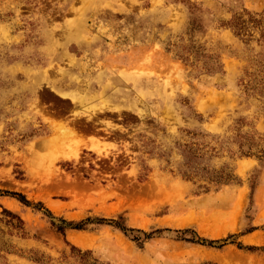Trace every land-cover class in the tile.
<instances>
[{
	"label": "rangeland",
	"instance_id": "rangeland-1",
	"mask_svg": "<svg viewBox=\"0 0 264 264\" xmlns=\"http://www.w3.org/2000/svg\"><path fill=\"white\" fill-rule=\"evenodd\" d=\"M0 264H264V0H0Z\"/></svg>",
	"mask_w": 264,
	"mask_h": 264
},
{
	"label": "bare ground",
	"instance_id": "bare-ground-1",
	"mask_svg": "<svg viewBox=\"0 0 264 264\" xmlns=\"http://www.w3.org/2000/svg\"><path fill=\"white\" fill-rule=\"evenodd\" d=\"M80 101L83 103L84 102V98L83 97H80ZM80 102V103H81ZM92 113V112H91ZM54 129L56 130V131H58L57 132V134L56 135H53L51 138H49L50 139V143L52 144V143H57V140H58V138H62V139H64L63 137H64V135H66L67 133H72L73 135L76 133V130H78V128L75 126V125H71V124H69V123H67V122H61V123H58V124H55L54 126ZM76 129V130H75ZM71 134V135H72ZM48 142V141H47ZM81 144H87V142L84 140V141H82V142H80V143H77L72 149H70V151H71V153H73V154H78L79 152H80V150L82 149L81 147ZM97 144H99L98 143V141L95 139L93 142H92V144H91V147H96L97 146ZM64 150V149H63ZM64 151H66V150H64ZM63 153V152H62ZM52 206V205H51ZM257 236V235H256ZM79 241V240H78Z\"/></svg>",
	"mask_w": 264,
	"mask_h": 264
},
{
	"label": "trees",
	"instance_id": "trees-1",
	"mask_svg": "<svg viewBox=\"0 0 264 264\" xmlns=\"http://www.w3.org/2000/svg\"><path fill=\"white\" fill-rule=\"evenodd\" d=\"M24 198V200L26 201L27 199L25 198V197H23ZM11 212V211H10ZM19 218V217H18ZM21 220V219H20ZM63 221L64 222H67V221H65V219H63ZM54 224H56L55 222H53ZM68 224H70V223H67V225ZM56 226H57V228L61 231V232H63L64 233V231H65V225H63V224H61V223H59V224H56Z\"/></svg>",
	"mask_w": 264,
	"mask_h": 264
}]
</instances>
